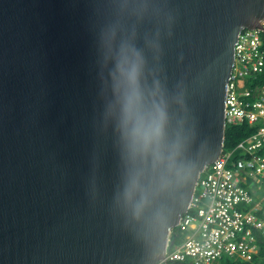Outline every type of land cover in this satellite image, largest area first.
Returning <instances> with one entry per match:
<instances>
[{
	"label": "water",
	"instance_id": "water-1",
	"mask_svg": "<svg viewBox=\"0 0 264 264\" xmlns=\"http://www.w3.org/2000/svg\"><path fill=\"white\" fill-rule=\"evenodd\" d=\"M263 20L264 0H0V264L159 261Z\"/></svg>",
	"mask_w": 264,
	"mask_h": 264
},
{
	"label": "built area",
	"instance_id": "built-area-1",
	"mask_svg": "<svg viewBox=\"0 0 264 264\" xmlns=\"http://www.w3.org/2000/svg\"><path fill=\"white\" fill-rule=\"evenodd\" d=\"M262 33L257 28L238 33L224 98L225 127L245 124L254 130L232 148L222 147L204 167L187 211L173 228L179 239L169 232L155 264H225L249 261L257 253L256 235L264 232V204L255 202L264 186V85L253 92L249 80L264 69Z\"/></svg>",
	"mask_w": 264,
	"mask_h": 264
},
{
	"label": "trees",
	"instance_id": "trees-1",
	"mask_svg": "<svg viewBox=\"0 0 264 264\" xmlns=\"http://www.w3.org/2000/svg\"><path fill=\"white\" fill-rule=\"evenodd\" d=\"M262 39V48L264 50V33L261 34ZM250 88L253 92L259 86L264 85V69L257 74L254 78L249 80ZM254 129L248 127L247 125H230L226 126L224 129V137H223V149L227 150L232 148L239 140L250 134ZM176 230L172 229V239L177 241L179 239V235L175 234ZM256 243L258 245L257 253L251 258L249 261H241L239 259L228 260L225 264H264V232L257 233L256 235ZM168 264H190L188 262H172Z\"/></svg>",
	"mask_w": 264,
	"mask_h": 264
},
{
	"label": "rangeland",
	"instance_id": "rangeland-1",
	"mask_svg": "<svg viewBox=\"0 0 264 264\" xmlns=\"http://www.w3.org/2000/svg\"><path fill=\"white\" fill-rule=\"evenodd\" d=\"M247 189V188H246ZM257 195L255 196V202L264 204L263 194H264V186L261 185L257 189Z\"/></svg>",
	"mask_w": 264,
	"mask_h": 264
},
{
	"label": "clouds",
	"instance_id": "clouds-1",
	"mask_svg": "<svg viewBox=\"0 0 264 264\" xmlns=\"http://www.w3.org/2000/svg\"><path fill=\"white\" fill-rule=\"evenodd\" d=\"M131 75L134 78V76H135V69H133V72L131 73Z\"/></svg>",
	"mask_w": 264,
	"mask_h": 264
}]
</instances>
